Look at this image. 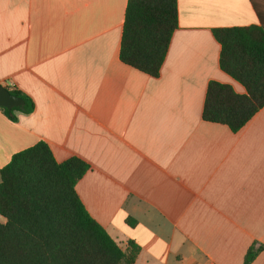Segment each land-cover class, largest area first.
Listing matches in <instances>:
<instances>
[{
  "label": "crops",
  "instance_id": "crops-1",
  "mask_svg": "<svg viewBox=\"0 0 264 264\" xmlns=\"http://www.w3.org/2000/svg\"><path fill=\"white\" fill-rule=\"evenodd\" d=\"M127 3L0 0V84L34 103L0 108V170L39 142L84 161L77 195L135 264H264V107L238 132L202 116L210 81L246 93L214 30L260 24L252 1L177 0L158 78L120 60Z\"/></svg>",
  "mask_w": 264,
  "mask_h": 264
},
{
  "label": "trees",
  "instance_id": "trees-1",
  "mask_svg": "<svg viewBox=\"0 0 264 264\" xmlns=\"http://www.w3.org/2000/svg\"><path fill=\"white\" fill-rule=\"evenodd\" d=\"M251 1L260 24L214 30L221 70L246 93L210 81L202 114L204 121L233 132L264 107V12ZM123 22L120 60L158 78L179 25L177 0H128ZM6 88L24 100L12 110L0 107L10 120L33 112L30 97ZM49 148L39 142L14 154L0 170V214L7 220L0 223V264H135L140 247L130 242L123 251L77 195L75 186L89 165L77 157L58 163ZM262 249L251 246L243 264H251Z\"/></svg>",
  "mask_w": 264,
  "mask_h": 264
},
{
  "label": "water",
  "instance_id": "water-1",
  "mask_svg": "<svg viewBox=\"0 0 264 264\" xmlns=\"http://www.w3.org/2000/svg\"><path fill=\"white\" fill-rule=\"evenodd\" d=\"M24 100L21 97L13 95L5 86L0 84V107L8 110L20 107Z\"/></svg>",
  "mask_w": 264,
  "mask_h": 264
}]
</instances>
